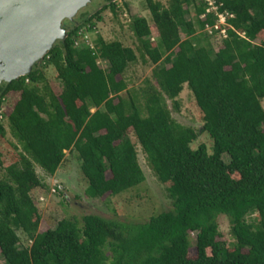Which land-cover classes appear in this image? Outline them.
Wrapping results in <instances>:
<instances>
[{"label": "trees", "instance_id": "16d2710c", "mask_svg": "<svg viewBox=\"0 0 264 264\" xmlns=\"http://www.w3.org/2000/svg\"><path fill=\"white\" fill-rule=\"evenodd\" d=\"M218 1L236 18L230 20L235 31L217 50L207 35V43L197 36V27H205L200 0H170L168 7L146 0L157 34L147 19L132 21L139 56L122 42L101 38L94 48L82 41L77 46L83 25L92 31L106 9L116 14L110 0L72 26L30 74L0 85V108L6 96L20 95L8 121L22 148L19 161L7 168L8 179H0V256L6 264H264V0ZM139 59L154 65L153 80L139 91L143 105L124 79ZM41 63L55 68L60 95ZM185 87L203 114L198 132L175 122L169 107L171 102L180 111ZM206 133L212 153L206 144L192 148ZM139 146L158 180L170 184V210L144 223L88 215L81 226L64 219L41 231L32 194L47 185L36 166L56 176L66 152L75 151L86 195L104 199L145 183ZM221 216L229 220L233 249L218 240Z\"/></svg>", "mask_w": 264, "mask_h": 264}, {"label": "rangeland", "instance_id": "374dc122", "mask_svg": "<svg viewBox=\"0 0 264 264\" xmlns=\"http://www.w3.org/2000/svg\"><path fill=\"white\" fill-rule=\"evenodd\" d=\"M160 2L164 7L169 6L170 0H155ZM117 12L114 14L111 9H106L102 15L101 21L94 20L95 28L88 31L89 26L81 27L80 33L83 40L79 38V42L90 44L93 48L97 45L98 38L103 39L107 43L122 42L126 47H130L140 54L138 51L140 43L134 36L131 29L132 21L137 18H145L148 20L153 34H157L152 15L148 9L146 0H115ZM110 4V0H94L86 8H84L70 24L74 27L82 23L83 16H90L101 10L105 5ZM195 18V13L192 14ZM75 23V24H74ZM203 32V31H202ZM197 27V36L205 41V33H202ZM239 34H243L238 32ZM183 40L186 39L185 34H182ZM210 41L213 38L207 37ZM219 38V36H218ZM262 39L256 42L261 43ZM215 49H219L223 43L220 39L213 40ZM81 44V43H80ZM82 45V44H81ZM84 45V44H83ZM101 68L107 70L108 62L99 60ZM41 68L49 81L53 91L60 95L62 92V83L58 79L57 72L53 66H48L41 63ZM154 65L151 62L143 63L141 59L138 62L131 64L124 76L128 83L129 91L133 96L137 95L141 105L144 104V99L139 95V91L146 86L147 80L152 79ZM3 84V83H2ZM1 84V85H2ZM121 96L128 98L127 92ZM19 94H10L5 97L3 105L0 108V122L5 128V137L0 136V179L7 180V168L17 163L20 159L22 148L10 130L8 115L13 111L15 104L19 100ZM143 101V103H142ZM180 111L172 109V103L169 102V107L172 111V117L180 125L191 127L197 132L204 126L203 114L198 108L193 93L185 87V90L179 97ZM264 107V101L262 103ZM131 137L137 141L132 131ZM201 144L208 146L209 152L212 153L213 141L206 133L201 135L198 140L192 145L193 149H197ZM18 146L19 149H16ZM139 161L145 172V183L128 192L118 196H109L104 199H90L86 195L88 187L85 178L81 172V161L77 152H66V159L56 176L50 177L43 169L36 166L37 173L47 185L45 189H38L33 192V197L37 201L40 213L43 217L41 223V231L55 228L57 223L64 219L76 220L80 226L83 224V218L88 215H99L106 219H114L122 222L144 223L148 222L153 216L161 212L168 211L172 208V200L169 197L168 188L170 184L161 183L155 176L149 166L146 156L141 147H138ZM225 162L229 163L228 156H224ZM257 215L251 218H256ZM250 218V220H251ZM220 242H224L228 247L233 249L235 243L230 232V223L227 217L219 218ZM23 243H27L24 235L19 233ZM193 247L190 250L191 257H197L195 247L196 234H191ZM31 244V243H30ZM209 254L211 252L209 251ZM0 264H6L5 260L0 256Z\"/></svg>", "mask_w": 264, "mask_h": 264}, {"label": "water", "instance_id": "95a60500", "mask_svg": "<svg viewBox=\"0 0 264 264\" xmlns=\"http://www.w3.org/2000/svg\"><path fill=\"white\" fill-rule=\"evenodd\" d=\"M92 0H0V85L27 76Z\"/></svg>", "mask_w": 264, "mask_h": 264}, {"label": "built area", "instance_id": "2783aa9c", "mask_svg": "<svg viewBox=\"0 0 264 264\" xmlns=\"http://www.w3.org/2000/svg\"><path fill=\"white\" fill-rule=\"evenodd\" d=\"M200 1H202L206 6V12L200 17V20L205 23L203 33H205L208 37L213 38L212 41L220 39L223 43L225 40L230 38L229 30H235L230 22V20H234L236 18L235 14L229 12L228 10L222 11L223 3H219L218 0ZM210 16L214 17L213 24H210L208 21ZM240 36L245 37L244 34ZM88 45L91 46L90 44ZM77 46H80V42H77Z\"/></svg>", "mask_w": 264, "mask_h": 264}, {"label": "flooded vegetation", "instance_id": "af4514ba", "mask_svg": "<svg viewBox=\"0 0 264 264\" xmlns=\"http://www.w3.org/2000/svg\"><path fill=\"white\" fill-rule=\"evenodd\" d=\"M92 1H94V0H92ZM114 1H115V0H114ZM90 4H91V3H90ZM85 8H86V7H85ZM82 10H83V9H82ZM82 10H81V11H82ZM76 17H77V16H76ZM76 17H73V18H69V17H68V18L65 19V24H66V27H67V29H68L69 31H70L71 28H72V25L70 24V22L73 21V20H75Z\"/></svg>", "mask_w": 264, "mask_h": 264}, {"label": "clouds", "instance_id": "9594fccd", "mask_svg": "<svg viewBox=\"0 0 264 264\" xmlns=\"http://www.w3.org/2000/svg\"><path fill=\"white\" fill-rule=\"evenodd\" d=\"M235 29V28H234ZM235 31V30H234ZM244 34V33H243ZM243 34H239V35H243ZM245 35V34H244ZM91 47V46H90Z\"/></svg>", "mask_w": 264, "mask_h": 264}]
</instances>
